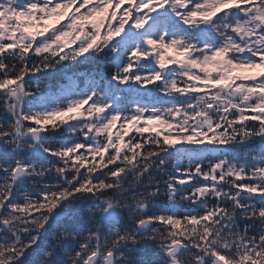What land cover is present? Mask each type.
I'll use <instances>...</instances> for the list:
<instances>
[{
  "label": "snow or ice",
  "instance_id": "1",
  "mask_svg": "<svg viewBox=\"0 0 264 264\" xmlns=\"http://www.w3.org/2000/svg\"><path fill=\"white\" fill-rule=\"evenodd\" d=\"M0 264H264V0H0Z\"/></svg>",
  "mask_w": 264,
  "mask_h": 264
},
{
  "label": "rangeland",
  "instance_id": "2",
  "mask_svg": "<svg viewBox=\"0 0 264 264\" xmlns=\"http://www.w3.org/2000/svg\"><path fill=\"white\" fill-rule=\"evenodd\" d=\"M52 21H50V23H51Z\"/></svg>",
  "mask_w": 264,
  "mask_h": 264
}]
</instances>
